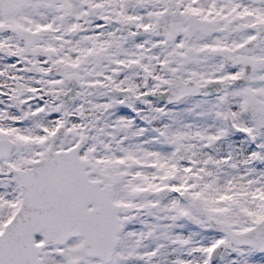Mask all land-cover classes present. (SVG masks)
Returning <instances> with one entry per match:
<instances>
[{
	"label": "snow or ice",
	"instance_id": "1",
	"mask_svg": "<svg viewBox=\"0 0 264 264\" xmlns=\"http://www.w3.org/2000/svg\"><path fill=\"white\" fill-rule=\"evenodd\" d=\"M0 264H264V0H0Z\"/></svg>",
	"mask_w": 264,
	"mask_h": 264
}]
</instances>
